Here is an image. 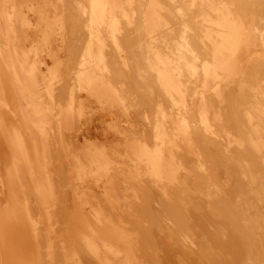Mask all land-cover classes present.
Returning a JSON list of instances; mask_svg holds the SVG:
<instances>
[{"label":"bare ground","instance_id":"1","mask_svg":"<svg viewBox=\"0 0 264 264\" xmlns=\"http://www.w3.org/2000/svg\"><path fill=\"white\" fill-rule=\"evenodd\" d=\"M0 264H264V0H0Z\"/></svg>","mask_w":264,"mask_h":264},{"label":"rangeland","instance_id":"2","mask_svg":"<svg viewBox=\"0 0 264 264\" xmlns=\"http://www.w3.org/2000/svg\"><path fill=\"white\" fill-rule=\"evenodd\" d=\"M28 12H29V11H28ZM77 35H78V34H77ZM80 37H81V34H79V36H78L77 38H80ZM78 40H80V39H78ZM51 51H52L51 48H45V50H40L39 52H40V53H48V52H51ZM30 52H31V51H30ZM30 56H33V53H32V52L29 54L28 57H30ZM59 62H67V59L65 58V55H64V54L61 56V60H60ZM99 112H101V109H99V108H98V109H95V113H96V114L99 113ZM96 114H95V115H96ZM92 117H93V116H92ZM95 117H96V116H95ZM91 120H92V118H91ZM96 121H97V120H95V118H93V121H92V122H94L95 124H94V123H92V124H93L94 126H96V125L98 124V125H99L100 127H102L104 130H103L102 128H100L98 125H97V126L99 127V129H98L97 126H96L97 128H96V127L94 128V126H90V125H92L91 122H88L89 125H88V124H87V125H88L91 129H92V127H93V130H89V129H88V126L86 125L85 128H87V129H85V130L83 131L84 137H85V138H86V137L88 138L89 136L91 137V135H92V136L94 135L93 138H95V139H93L92 137L90 138L91 140H90L89 138H88V139L86 138V141H87L86 145H88V144L92 145V143H95V144H97V145H98V144H99V145H102V143H104V139H103V138H104V137H105V138L107 137V135H106V131H105V127L101 126L100 123H97L98 121H97V122H96ZM100 129H102V133H100V132H101ZM87 130H88V131H87ZM96 130H97L98 132H97ZM86 131H87V132H86ZM103 132H105V133H103ZM85 133H87V136H86ZM98 133H100V134H99L100 136L102 135L101 137L99 136V138L97 137V136H98ZM96 134H97V136H96ZM104 134H105V135H104ZM97 138H98V139H97ZM100 138H102V141H100V140H101ZM92 139H93V140H92ZM99 139H100V140H99ZM110 139H111V138H110ZM97 142H99V143H97ZM101 142H102V143H101Z\"/></svg>","mask_w":264,"mask_h":264}]
</instances>
